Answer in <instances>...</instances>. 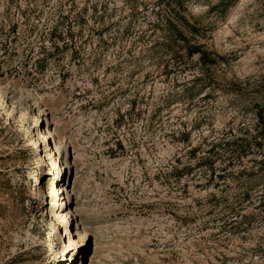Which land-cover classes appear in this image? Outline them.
<instances>
[{"label": "rangeland", "instance_id": "1", "mask_svg": "<svg viewBox=\"0 0 264 264\" xmlns=\"http://www.w3.org/2000/svg\"><path fill=\"white\" fill-rule=\"evenodd\" d=\"M219 2L0 0V264H264V0Z\"/></svg>", "mask_w": 264, "mask_h": 264}, {"label": "trees", "instance_id": "2", "mask_svg": "<svg viewBox=\"0 0 264 264\" xmlns=\"http://www.w3.org/2000/svg\"><path fill=\"white\" fill-rule=\"evenodd\" d=\"M235 0H220V2L215 6L212 7L211 10H219L220 12H225L229 6L233 5ZM181 26L189 31L190 33L194 31V27L190 26L187 21L184 20V18H181ZM179 38L188 44L187 38L183 36L182 33L178 32ZM188 54L190 56L192 55H199V61L204 65H211L213 62L211 60H208V54L205 53L199 46H189L188 47ZM258 111L257 117H258V125H259V135L264 138V110Z\"/></svg>", "mask_w": 264, "mask_h": 264}, {"label": "bare ground", "instance_id": "3", "mask_svg": "<svg viewBox=\"0 0 264 264\" xmlns=\"http://www.w3.org/2000/svg\"><path fill=\"white\" fill-rule=\"evenodd\" d=\"M58 192H59V193L61 192V194H62L64 191H62L61 188H59ZM68 194H69V193H68ZM76 235H77V234H76ZM89 264H92V262L90 261Z\"/></svg>", "mask_w": 264, "mask_h": 264}]
</instances>
